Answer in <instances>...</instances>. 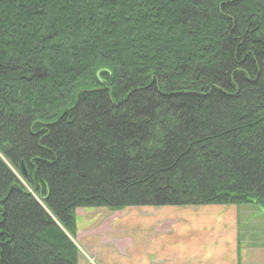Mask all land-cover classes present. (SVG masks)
<instances>
[{"label": "trees", "instance_id": "1", "mask_svg": "<svg viewBox=\"0 0 264 264\" xmlns=\"http://www.w3.org/2000/svg\"><path fill=\"white\" fill-rule=\"evenodd\" d=\"M264 209V0H0V264H77L76 209Z\"/></svg>", "mask_w": 264, "mask_h": 264}, {"label": "crops", "instance_id": "2", "mask_svg": "<svg viewBox=\"0 0 264 264\" xmlns=\"http://www.w3.org/2000/svg\"><path fill=\"white\" fill-rule=\"evenodd\" d=\"M239 206H169L187 211H154L168 217L155 221V230L141 224L143 229L153 232L146 235L148 238L139 239L135 249L126 248L131 243L122 245L115 241L118 247L110 241L98 249L89 246L86 256L94 264H123L125 260L128 261L125 264H264V240L251 237L247 230L240 232ZM161 207L166 206L154 208ZM191 207L204 209L199 213ZM157 222L158 228L164 226L165 230L157 233ZM77 235L78 231L76 238ZM87 263L79 253L77 264Z\"/></svg>", "mask_w": 264, "mask_h": 264}, {"label": "rangeland", "instance_id": "3", "mask_svg": "<svg viewBox=\"0 0 264 264\" xmlns=\"http://www.w3.org/2000/svg\"><path fill=\"white\" fill-rule=\"evenodd\" d=\"M191 208L197 209L196 207ZM203 209L204 208L201 207L196 211L201 213V210ZM146 210L151 212L148 213V215L146 213H142ZM154 211L168 213L171 211L185 212L187 210H177L175 207L169 206L161 208L147 206L126 207L120 210L95 207L78 208L75 212L76 227L78 231L77 238L75 237V243L78 247L79 253H82L83 257H85L89 264H94L89 261L86 256L89 246L93 249H98V247H104V243L114 241V244L118 247H120L118 243L122 245L131 243V245H128L126 248L131 247L130 250L135 249L139 239H142L143 237L148 238L146 235H151L153 232L151 230H147V228L143 229V227L140 226L141 224H146L148 227H152L153 230H155V221H162L168 217V215L163 216L162 213ZM238 214L240 218V232L243 233V231L247 230L251 234V237L264 240V211L254 204H243L239 206ZM158 227L157 222V233L165 230L164 226L161 229ZM121 260L122 258L120 259V262ZM127 262L128 261L125 260L123 264Z\"/></svg>", "mask_w": 264, "mask_h": 264}]
</instances>
